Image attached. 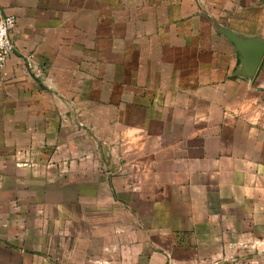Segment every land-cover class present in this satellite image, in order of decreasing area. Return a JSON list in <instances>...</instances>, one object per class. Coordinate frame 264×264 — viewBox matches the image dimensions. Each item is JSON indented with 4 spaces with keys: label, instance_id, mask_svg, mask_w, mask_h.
Returning <instances> with one entry per match:
<instances>
[{
    "label": "crops",
    "instance_id": "obj_1",
    "mask_svg": "<svg viewBox=\"0 0 264 264\" xmlns=\"http://www.w3.org/2000/svg\"><path fill=\"white\" fill-rule=\"evenodd\" d=\"M0 6L17 19L0 69V264H197L217 240H264V59L236 77L218 31L264 40V0Z\"/></svg>",
    "mask_w": 264,
    "mask_h": 264
},
{
    "label": "rangeland",
    "instance_id": "obj_2",
    "mask_svg": "<svg viewBox=\"0 0 264 264\" xmlns=\"http://www.w3.org/2000/svg\"><path fill=\"white\" fill-rule=\"evenodd\" d=\"M78 137L79 139V151L85 153L86 150L82 147L86 146V136L91 133V130L86 127L84 122L78 123ZM90 136V135H89ZM101 151V149H100ZM86 156H80L79 168L86 167ZM100 167L102 169L108 168L107 161H100ZM86 176L80 174L79 178L84 179ZM214 242V241H213ZM212 241H204L206 247L214 244ZM216 243H223L222 246L214 244L219 255H211V248H206L205 255H200L198 251L191 253L192 258H197L194 263L197 264H264V240H248V241H231L224 240L215 241ZM168 242H165V244ZM195 243V242H194ZM193 246V245H192ZM212 247V246H211ZM223 252H220L222 251ZM181 257V256H180ZM205 259L204 261H199Z\"/></svg>",
    "mask_w": 264,
    "mask_h": 264
},
{
    "label": "water",
    "instance_id": "obj_3",
    "mask_svg": "<svg viewBox=\"0 0 264 264\" xmlns=\"http://www.w3.org/2000/svg\"><path fill=\"white\" fill-rule=\"evenodd\" d=\"M218 31L235 46L240 55L241 67L235 76L253 79L264 59V40L244 37L229 28L219 27Z\"/></svg>",
    "mask_w": 264,
    "mask_h": 264
},
{
    "label": "built area",
    "instance_id": "obj_4",
    "mask_svg": "<svg viewBox=\"0 0 264 264\" xmlns=\"http://www.w3.org/2000/svg\"><path fill=\"white\" fill-rule=\"evenodd\" d=\"M17 27L15 16L7 14L0 6V69H4L16 52L14 32Z\"/></svg>",
    "mask_w": 264,
    "mask_h": 264
}]
</instances>
